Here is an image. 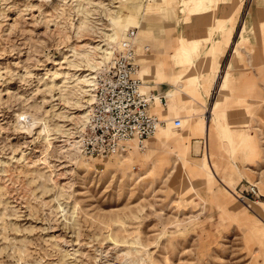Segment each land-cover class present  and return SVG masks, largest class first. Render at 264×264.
Listing matches in <instances>:
<instances>
[{"label":"rangeland","instance_id":"obj_1","mask_svg":"<svg viewBox=\"0 0 264 264\" xmlns=\"http://www.w3.org/2000/svg\"><path fill=\"white\" fill-rule=\"evenodd\" d=\"M119 2L0 0V264H264V91L252 107L222 108L220 97L211 118L203 107L217 96L220 71L216 85L207 75L187 89L202 100L195 116L187 119L189 104L163 114L162 141L156 134L144 142L143 156L132 149L135 161L120 167L110 156L80 158L86 97L78 77L111 32L107 15L120 11ZM164 2L146 18L161 34L169 31L159 37L167 43L179 5L163 17ZM178 9L185 15L186 0ZM129 18L126 33H139L142 8ZM230 32L213 44L220 49L213 74ZM178 39L172 49L137 50L140 70V54L158 56L163 70L173 52L190 50L195 64L203 45ZM182 81L185 92L190 80ZM25 114L36 122L29 132L19 126ZM209 121L214 138L206 152L214 164L205 157ZM153 141L162 144L157 152ZM183 150L189 162L182 171L176 158ZM250 186L257 198L247 194Z\"/></svg>","mask_w":264,"mask_h":264},{"label":"crops","instance_id":"obj_2","mask_svg":"<svg viewBox=\"0 0 264 264\" xmlns=\"http://www.w3.org/2000/svg\"><path fill=\"white\" fill-rule=\"evenodd\" d=\"M142 1V20L138 23L141 40L139 45H135L136 52L143 47L149 51L148 44L162 49L164 46H169L172 49V45L179 42L178 37L180 36H185L188 43L203 45L199 55L195 53L197 57L195 64L190 58L193 57L190 50H182L171 54L169 64L163 70L158 56L147 57V54H140L142 71L139 68V76L142 83L147 91H153L156 95L164 97L167 103L165 108L158 106L157 103L152 105L150 107L151 114L162 119L163 114L172 115L175 108L180 110L184 108V105L189 104L190 116L187 119H191L195 116L191 111L196 106H202V100L189 96L187 94L188 86L201 83L207 75L211 76L214 84L219 71L220 76L228 72V82L224 86V93L221 96L222 108L252 107L255 104L254 101L257 100L259 91H264V83L260 82L264 81V0H250L249 3H246V0H186L185 15L180 14L178 9L184 0H162L165 1L162 10H160L163 17L167 12L164 10L165 8L174 4L179 5L176 17L172 20L171 40L167 43H164L163 39L159 37L168 35L165 33H169V31L165 30V33L161 34L148 24L149 21L146 18L147 14L156 11L160 0ZM244 8H247L246 15L244 18H240V13ZM228 32H230L228 45L220 57L219 68L213 74L212 61L217 51L220 54L219 47L213 46V44L221 40L222 33ZM161 55L163 54L161 53ZM201 60L206 61V67L203 70L200 67ZM192 64H194L193 68L190 67ZM185 78H189L190 82L186 84V91L182 92L178 86ZM155 98L157 99V97ZM208 100L209 97L206 99V107ZM206 107H203V110ZM221 125H226L223 120ZM206 144L205 138V153ZM161 145V142L154 141L149 144L156 152L159 151ZM142 164L146 165V162L140 163V165ZM197 168L200 169L197 171L198 176L206 171L203 166Z\"/></svg>","mask_w":264,"mask_h":264},{"label":"built area","instance_id":"obj_3","mask_svg":"<svg viewBox=\"0 0 264 264\" xmlns=\"http://www.w3.org/2000/svg\"><path fill=\"white\" fill-rule=\"evenodd\" d=\"M136 32L135 28L127 31L109 64L97 78L86 133L81 143L82 152L88 158L124 154L128 141L136 140L142 145L164 124L150 114L149 108L155 97L165 108V98L150 90L143 91L142 81L137 76ZM143 52L147 53L148 49L143 47ZM180 124L179 119H174L175 128ZM247 194L257 198V188L250 186Z\"/></svg>","mask_w":264,"mask_h":264},{"label":"bare ground","instance_id":"obj_4","mask_svg":"<svg viewBox=\"0 0 264 264\" xmlns=\"http://www.w3.org/2000/svg\"><path fill=\"white\" fill-rule=\"evenodd\" d=\"M119 3H120V6H121L120 7L121 8L120 11L119 12H110L107 15L108 22H109V27H110L108 31H111V32L105 34V40L103 41L104 43H103L102 47H96L95 48V50H97L98 52H95L92 55H87L86 56L85 63H84L86 69L83 70L85 73H82L80 75V77H78L80 79L79 82L81 81L84 84L81 92L86 97L85 98L86 99V108H85V111L79 117V120H78L79 121L78 128H81L82 127V130H81V133H80V137H79V145H80V147H81V143H82L84 134L86 133L85 132L86 131V125H87V122H88V119H89V115H90V111H91L90 107H91V105L93 103V100H94V94H93V92H94L95 85H96V79H97L98 71H100V68L102 66H104V65H105V67H103V68H106V66L110 62L109 60H111L110 58H112L113 51L117 50V48H118L121 40H123L125 38L126 30H127L128 26L130 25V23H132L131 20H130V18H129L130 17V13L137 12V11L141 10V8L143 7V3H141L138 0H120ZM83 24L84 23H82L81 25L79 24L80 27L78 29H80ZM136 25L138 26V24H136ZM140 40H141L140 39V34L137 31L136 36L134 38V44L139 45L140 44ZM136 59H137V56H136ZM227 73L228 72H226L225 75H222V76L219 77V82H217V77L215 78L214 85L216 84V82L218 83V85H216L217 86V96L214 99L213 103L211 104V107L209 109H206L205 108V112H204V114H206V111H207L209 113V116L211 118H212V115L214 114V109L218 105L219 100H220V97L222 96V94L224 92V86L228 82V75H227ZM137 76L140 78V76H139V69H138V72H137ZM179 88H180V86H178V89ZM142 90L143 91H146L145 85L143 83H142ZM170 96H172V95H170ZM169 102H171V101H169ZM155 103H157V105L160 106L159 105V102H158V99H156V98H155V101H154L153 105ZM151 106L152 105H150V107ZM149 112H150V108H149ZM151 115L155 116L158 120H160L163 123H165L161 118H159L155 114H151ZM25 116H26V114H25ZM25 116L22 117L21 119L25 118ZM28 116H29V114H28ZM28 116H26V119L28 118ZM22 121L23 122H20L19 121L20 122L19 123V126L21 127V129L22 128L24 130L26 129V132H29L31 130V127L34 126V124L36 123L30 117L27 119V121L26 120L25 121L22 120ZM213 121H214V119H213ZM213 125H214V123L212 124V121H211V123L209 121V123H207L204 126V136L206 138L207 143L213 141V138H214V133H213V129H212L213 128ZM180 126H181V124H180ZM162 127L163 126H161L156 131V133L153 136H155L162 129ZM44 129H43V132H44ZM41 130H42V128H41ZM162 134H157V136H156L161 141H162V138H163ZM152 137L149 138L148 140L144 141V142H148L150 139H152ZM143 143H142V145H139L136 140H130V141H128L127 142V147L128 148H127V150H126V152L124 154L110 156V158L111 157L114 158V163L112 164L113 165L112 167H120L124 163V161H128V162L135 161L134 156H133V153H132V149L135 150V152L137 153V155L143 156L144 155V151H145L144 150ZM81 153H82V149H81ZM83 157H85V155L82 153V156L80 155V158L82 159ZM205 157L209 161L211 160L210 162L213 163V164L216 162V161L214 162V159H213L214 155H213V153L209 152V150H208V152H206ZM176 161L178 163L177 165H179V168H181V170L184 169L185 166H186V164L189 162L188 156H187V152L185 150L179 152V154H177Z\"/></svg>","mask_w":264,"mask_h":264}]
</instances>
